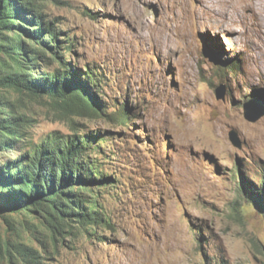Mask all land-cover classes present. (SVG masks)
Masks as SVG:
<instances>
[{
  "label": "rangeland",
  "instance_id": "rangeland-1",
  "mask_svg": "<svg viewBox=\"0 0 264 264\" xmlns=\"http://www.w3.org/2000/svg\"><path fill=\"white\" fill-rule=\"evenodd\" d=\"M61 1L46 8L71 41L63 57L94 72L104 111L6 95L32 117L34 141L55 131L104 137L96 155L114 177L101 193L108 222L75 223L55 239L38 218L0 211V234L37 249L33 264H264V209L242 191L244 182L264 191V115L251 121L245 109L252 101L264 112V33L250 17L225 24L224 0ZM243 2L264 20L257 0Z\"/></svg>",
  "mask_w": 264,
  "mask_h": 264
},
{
  "label": "trees",
  "instance_id": "trees-1",
  "mask_svg": "<svg viewBox=\"0 0 264 264\" xmlns=\"http://www.w3.org/2000/svg\"><path fill=\"white\" fill-rule=\"evenodd\" d=\"M49 1L62 2L0 0V155L19 152L0 159V211L32 215L56 239L59 233L72 232L75 223L98 227L108 222L101 193L113 186L114 177L96 155L104 137L96 142L98 135L93 133L55 131L34 141L32 117L6 95L46 94L76 114L104 111L92 92V86H98L94 72L88 66L83 76L63 57L64 49L72 51L71 41L59 17L47 12ZM54 60L59 67L51 69ZM40 64L50 69L42 71ZM119 118L131 120L125 107ZM242 191L264 209V191L255 190L252 182H244ZM38 256L28 243H15L0 234V259L5 264H33Z\"/></svg>",
  "mask_w": 264,
  "mask_h": 264
},
{
  "label": "bare ground",
  "instance_id": "bare-ground-1",
  "mask_svg": "<svg viewBox=\"0 0 264 264\" xmlns=\"http://www.w3.org/2000/svg\"><path fill=\"white\" fill-rule=\"evenodd\" d=\"M224 1H226L228 4V12L227 13L229 14V15L225 16V24L232 26V25L236 24L238 21L240 23H243L244 20H246V19H248V17H250L253 21L251 23L256 25L258 27V29L264 33V20H263V18L260 19L259 14L252 10V4L250 2H243V0H224ZM257 3L264 10V0H257ZM247 10H250L249 14H248ZM226 19L227 20L229 19V21H227ZM216 125H217V123H216Z\"/></svg>",
  "mask_w": 264,
  "mask_h": 264
},
{
  "label": "water",
  "instance_id": "water-1",
  "mask_svg": "<svg viewBox=\"0 0 264 264\" xmlns=\"http://www.w3.org/2000/svg\"><path fill=\"white\" fill-rule=\"evenodd\" d=\"M217 95L219 99H225L226 97V87L225 85H220L217 88ZM254 103L252 101L248 102L246 104V118L251 120V121H257L260 117L264 115V112L257 111L256 108H254ZM231 140L234 143V145L241 147L242 142L240 138L238 137V134L236 131H233L231 133Z\"/></svg>",
  "mask_w": 264,
  "mask_h": 264
}]
</instances>
